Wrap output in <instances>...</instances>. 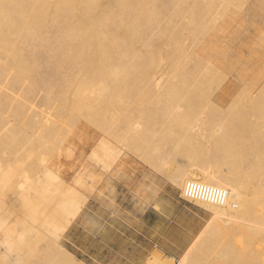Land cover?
I'll use <instances>...</instances> for the list:
<instances>
[{"label": "bare ground", "instance_id": "6f19581e", "mask_svg": "<svg viewBox=\"0 0 264 264\" xmlns=\"http://www.w3.org/2000/svg\"><path fill=\"white\" fill-rule=\"evenodd\" d=\"M214 2L0 0V133L10 125L0 135V193H22L2 201L0 226L13 218L7 204L14 201L19 219L52 233L58 217L76 216L79 190L102 181V171L123 154L121 144L153 169L171 164L169 178L182 192L189 181L228 192L221 207L192 201L212 223L178 264H264V30L251 34L244 16L234 17L237 0ZM217 73L222 84L227 73L238 83L227 103L213 84ZM154 98L169 131L159 132L151 120ZM201 116L214 119L222 136L201 135L192 122ZM21 130L23 139L14 142ZM31 137V152L11 161ZM69 138L81 144V159L65 169L73 156L63 150ZM35 145L44 151L35 159L39 167L23 169L19 162ZM27 237L17 247L26 259L44 243L36 238L31 245ZM62 248L54 244L49 252L80 261ZM4 257L27 264L15 254ZM153 264L169 263L155 257Z\"/></svg>", "mask_w": 264, "mask_h": 264}, {"label": "rangeland", "instance_id": "374dc122", "mask_svg": "<svg viewBox=\"0 0 264 264\" xmlns=\"http://www.w3.org/2000/svg\"><path fill=\"white\" fill-rule=\"evenodd\" d=\"M237 1L238 5H235L236 8L232 7L235 12L233 14L234 17L238 15L239 17L244 16L243 20L248 21V26L251 29L249 33L251 34L261 29L264 30V0ZM218 2L219 0H215L214 4ZM237 7L240 8L242 12H240ZM254 8L256 10L259 9L257 11L258 13ZM164 21L166 22V19H164ZM183 21L185 22L186 20L182 18V22ZM252 24H254L256 28L258 27V29H252ZM235 48L240 49V47L238 48L237 46H235ZM244 53L248 55L246 49ZM186 60L185 58L184 63ZM251 64L257 68L261 66L257 59L253 60ZM166 68L168 70L166 66L164 71H166L168 75V73L170 74L171 72L169 70V72H167ZM217 75L214 74L212 77L214 79L213 84L216 89L221 85L222 89H220L219 92H226L224 97L226 95L228 96L223 98L225 99V103H227V100L229 101L230 99V95L236 92L238 83H236L235 77H231V75L227 73L224 77L222 76V80L224 81V84H222L220 80L221 76L218 75L217 78L219 79L215 78ZM225 77L227 79H225ZM216 80L221 81L219 82L220 84ZM222 85H226L224 87L225 89ZM233 88L236 89L234 90ZM227 89L231 91L229 92ZM150 104L155 107V112L151 120L152 122L157 121L159 123L155 127L156 130L161 132L163 128L169 131L172 126L167 121L160 120L159 110L161 109V105L157 104L156 98H154ZM137 117L143 119L147 117V115L144 113ZM213 121L214 119L204 116H201L196 121L192 120V122H195L198 126L201 125L200 134L204 135V137L209 140H215L222 136V132H217L213 129ZM80 124L83 125L82 122L77 125L80 127ZM145 126L148 127L147 125ZM84 127L83 125L82 128ZM9 128L10 125H7L6 129L3 130L0 135H3ZM152 129L155 130L154 127H150V130ZM24 135L25 131L21 130L15 137L14 142L23 139ZM32 138L33 137L29 140L27 138L24 139L20 145L19 151L16 154L10 155L9 158H11V161L16 160L17 156L23 152H31L29 150H31V148L33 149L31 145ZM171 140H173V138L167 139L165 143L169 146ZM65 142L68 145L63 144V150L73 155L72 158L64 160L66 165L65 167L62 166V168L67 169L69 164L81 159L79 153L81 151V144L77 145V142L72 141L71 138ZM72 144L74 146H71ZM37 146L39 145L34 146L36 148L32 151L28 159L19 162V165H21L23 169L27 167H32L33 169L34 167H39L35 159L42 153L43 148L42 146ZM66 146L70 149H66ZM118 146L121 148L120 150L123 154L120 153L121 156L119 159L115 160V163H111L112 166L109 163L110 166L102 171L103 176L101 179L103 182L95 180V183L93 182L94 185L92 183V188L95 186L97 187L92 189L90 186V190L89 188L88 190H79L81 193H79L80 196L83 195L81 196L83 201L81 197L78 196L77 200L80 199V203L78 204L79 201H77V203L75 202L74 205L76 206L73 207V210H75L78 206V213L75 217H71V215L58 217L56 219L58 222L55 221L57 224L55 223L52 233L51 230H44V228H46L44 224L42 225V227H44L42 230L34 228L33 224L28 221L27 216L19 219L18 217L22 216L21 208L17 206L14 209V207H12L15 206L14 201L9 205L7 204V206H9L8 210H10V207L12 210L6 211L8 213L11 212L13 218L6 224L0 226V248H6V251L1 252L0 255H2V253L3 255L15 254V258L27 262V264H30V262L34 264H153L155 257L160 258V260L164 262L167 261L169 264H178L185 257L187 250L194 244L198 236L203 233V230L211 225V214L182 196L183 192L178 190L169 178L168 168L172 166L171 164L162 168L157 167L158 169H156L155 167V169H153L154 166L147 164L148 162L142 156L137 153L135 154L130 148L129 151L128 146H121V144ZM76 147H78V149ZM50 161L45 162V164L49 165ZM179 165L181 169L186 168L185 163L181 160L179 161ZM165 173H167V175ZM37 176L35 174L34 176L31 175L29 181L35 179ZM0 182H3L2 179H0ZM5 194L7 193H0V205L3 204L2 201L7 203L11 199L15 200L17 197L22 196V193L18 195L14 193L10 195L9 193L7 195ZM6 199H9V201ZM192 212H196L197 217V230L194 233ZM3 215L0 213V217H3ZM180 217L182 219H179ZM155 226L160 228L157 229ZM25 228L29 229V232L25 233ZM23 235H28L27 240L31 245L36 238H40L41 240L44 239V243L42 242L43 244L37 247L38 252L28 259H26L27 257L24 255L27 253H23L17 248L20 242L19 238ZM49 241L51 242L48 243ZM53 242L57 247L63 246L64 248L62 249L67 251V253L69 252V257L73 255L80 261L74 263L67 258H59V255L57 252L54 253V250H52L50 254L49 250L52 248V245H54ZM47 244L50 245V249H47ZM30 259L32 261H30ZM0 260V264H19L16 261L12 263L6 257L0 258Z\"/></svg>", "mask_w": 264, "mask_h": 264}, {"label": "built area", "instance_id": "2783aa9c", "mask_svg": "<svg viewBox=\"0 0 264 264\" xmlns=\"http://www.w3.org/2000/svg\"><path fill=\"white\" fill-rule=\"evenodd\" d=\"M183 197L190 201H206L218 207L225 205L229 198L228 192L225 189L201 184L197 181L186 183Z\"/></svg>", "mask_w": 264, "mask_h": 264}, {"label": "crops", "instance_id": "0c3cea01", "mask_svg": "<svg viewBox=\"0 0 264 264\" xmlns=\"http://www.w3.org/2000/svg\"><path fill=\"white\" fill-rule=\"evenodd\" d=\"M192 217H193V233L196 232L197 230V217H196V212H192ZM179 219H182L181 217ZM155 228H160L158 226H155Z\"/></svg>", "mask_w": 264, "mask_h": 264}]
</instances>
